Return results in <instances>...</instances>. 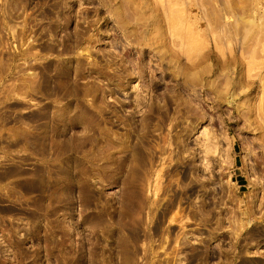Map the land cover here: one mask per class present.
Listing matches in <instances>:
<instances>
[{
    "label": "rangeland",
    "instance_id": "374dc122",
    "mask_svg": "<svg viewBox=\"0 0 264 264\" xmlns=\"http://www.w3.org/2000/svg\"><path fill=\"white\" fill-rule=\"evenodd\" d=\"M262 102L264 0H0V264H264Z\"/></svg>",
    "mask_w": 264,
    "mask_h": 264
},
{
    "label": "bare ground",
    "instance_id": "6f19581e",
    "mask_svg": "<svg viewBox=\"0 0 264 264\" xmlns=\"http://www.w3.org/2000/svg\"><path fill=\"white\" fill-rule=\"evenodd\" d=\"M263 103H264V102H262V104H263ZM262 104H261V105H262ZM261 105H260V109H262V108L264 107L263 105H262V106H261ZM185 107H186V106H185ZM189 107H190V106H189ZM186 109H187V107H186ZM194 109H195V108H194ZM194 109H192V107H191V110H187V111H189V113H193V115H194V112H195V114L198 113V110L196 111V109H195V110H194ZM258 109H259V108H258ZM187 111H186V112H187ZM193 111H194V112H193ZM250 111H252V112H255V111H256V113L258 112V110H257L256 108H255V111H254V109H253V110H249V111H248V114H249ZM189 113H188V114H189ZM262 113H263V117L261 116V114H260V110H259V114H260V116H261L262 119L259 117L258 114H254V115H255V118L257 117L256 115H258V117H259V118H258V121H259V119H260L261 121L264 120V119H263V118H264V108H263ZM199 114H200V113H199ZM250 115H252L251 112H250ZM161 116H162V115H161ZM161 116H160V119H161V118L164 119V117H161ZM163 116H164V115H163ZM248 117H249V116H248ZM161 120H162V119H161ZM162 121H163V120H162ZM164 121H165V120H164ZM262 122H264V121H262ZM160 123H161V122H160ZM163 123H165V122H163ZM255 123H256V125H257V122H255ZM174 124H176V123H174ZM177 124H178V123H177ZM177 124H176L175 126L178 127ZM258 124H259V127L261 128V126H262L263 123H262V124L258 123ZM163 126H164V125H163ZM173 126H174V125H173ZM263 126H264V124H263ZM263 128H264V127H262V129H263ZM262 132H263V136H264V131H262ZM174 135H175V134H174ZM263 136H262V137H263ZM161 138H163V137H161ZM174 138H175V137H174ZM177 138H178V136H177ZM179 139H180V137H179ZM261 139H263V138H261ZM165 140H166V139H165ZM173 140H174V139H173ZM177 140H178V139H177ZM162 141H163V140H162ZM160 142H161V140H160ZM173 142H174V141H173ZM161 143H162V142H161ZM165 143H166V142H165ZM179 143H180V142H179V140H178V143H177V144L179 145ZM157 144H158V143H157ZM261 144H264V140L262 141ZM159 145H161V144L159 143ZM162 145H163V146H162ZM162 145H161L162 147L166 146V145H164V143H162ZM178 145H177V148H178ZM161 146H159V147L161 148ZM261 146H262V145H261ZM263 146H264V145H263ZM263 146H262V147H263ZM157 147H158V146H157ZM157 147H155V148H157ZM259 147H260V146H259ZM262 147H261V149H263ZM162 149H163V148H162ZM162 149H158V150H161V152H164V151H162ZM261 149H260V150H261ZM155 150H156V149H154V151H155ZM158 150H157V152H158ZM164 150H165V149H164ZM166 151H167V150H166ZM262 152H263V150H262ZM165 153H166V152H164V154H165ZM154 154H155V153H154ZM160 154H162V153H160ZM160 154H159V155H160ZM259 154H260V153H259ZM261 154H262V153H261ZM263 154H264V152H263ZM263 154H262V155H263ZM165 155H166V154H165ZM256 155H257V154H256ZM156 156H157V153H156ZM156 156H155V157H156ZM262 157H263V158H262ZM262 157H261L260 155L255 156V158H254V159H255V165H254V166H255L256 168H258V169L260 170V172H261L260 174H262V175L264 176V155H263ZM158 158H161V155H160V157H158ZM158 158H157V160H158ZM163 160H164V159L162 158V161H163ZM158 161H159V160H158ZM162 161H161V162H162ZM187 165H189V163H188ZM193 166H194V165H193ZM193 166H191L190 168H192ZM132 168L135 169V167H132ZM195 168H196V166H195ZM195 168H194V169H195ZM256 168H255V169H256ZM161 169H162V168H161ZM188 169H189V168H188ZM192 169H193V168H192ZM196 169H197V168H196ZM158 170H160V168H159ZM158 170H157V174L159 173ZM185 170H186V172H187V169H186V168H185ZM160 171H162V170H160ZM188 171H189V170H188ZM157 174H156V175H157ZM151 176H152V175H151ZM154 178L156 179L155 181L157 182L158 176H157V177L154 176ZM191 191H192V188H191Z\"/></svg>",
    "mask_w": 264,
    "mask_h": 264
}]
</instances>
